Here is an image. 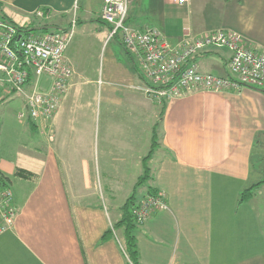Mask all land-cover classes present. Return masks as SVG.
<instances>
[{"label": "crops", "instance_id": "crops-1", "mask_svg": "<svg viewBox=\"0 0 264 264\" xmlns=\"http://www.w3.org/2000/svg\"><path fill=\"white\" fill-rule=\"evenodd\" d=\"M0 4L15 23L10 8L43 10L51 16L44 19L47 23L62 27L71 26L73 17L76 26L82 17L102 23L103 0ZM128 21L141 30L162 26L175 46L226 29L264 50V0H188L182 5L131 0ZM72 43L67 57L75 73L59 109L43 127L50 144L36 140L6 147L2 141L0 170L11 177L2 188L13 191L18 212L13 227L0 234V264L127 263L117 239L102 237L121 216L124 182L144 172L159 103L140 89L145 84L130 63L113 53L98 77L87 78L78 64L82 52H69ZM230 55L226 48H210L195 61L202 71L225 76ZM101 104L110 114L96 117ZM158 130L153 185L136 201L153 191L165 196L168 208L156 210L137 229L141 263L264 264V230L251 205L255 194L240 202L242 191L260 181L253 183L252 168L264 137V92L182 93L168 100ZM18 169L34 175H17Z\"/></svg>", "mask_w": 264, "mask_h": 264}, {"label": "built area", "instance_id": "built-area-1", "mask_svg": "<svg viewBox=\"0 0 264 264\" xmlns=\"http://www.w3.org/2000/svg\"><path fill=\"white\" fill-rule=\"evenodd\" d=\"M182 5L188 0H174ZM131 0H103L101 19L110 25L109 39L120 38L139 71L146 78L140 87L159 104L196 89L209 92L251 88L264 92V50H258L236 31L217 29L175 46L159 27L144 30L129 21ZM38 18L48 12L38 10ZM76 18L67 29L51 28L42 33L25 32L0 13V95L18 93L25 111L20 120L31 119L44 127L59 109L75 69L67 57L74 37ZM210 48H226L231 55L225 76L204 72L195 58ZM45 77L42 83L41 79ZM4 96H0L3 99ZM163 194L144 197L135 214L140 224L156 210H166ZM13 191L0 189V234L11 229L17 217ZM112 226V225H111ZM116 236V232H115ZM116 239L123 249L118 237ZM124 251V250H123Z\"/></svg>", "mask_w": 264, "mask_h": 264}, {"label": "rangeland", "instance_id": "rangeland-1", "mask_svg": "<svg viewBox=\"0 0 264 264\" xmlns=\"http://www.w3.org/2000/svg\"><path fill=\"white\" fill-rule=\"evenodd\" d=\"M10 11L12 12L14 20L20 26L38 27L46 23L44 19L38 18L36 13L24 12L17 9L15 10V8H10ZM81 20L82 21L78 23L74 29L75 34L72 39V48L69 52L74 51L75 53L77 49L82 52V55H79L78 64L82 65L81 67L85 69L84 74L88 72L87 78L98 77L100 72L107 68L110 53H113L115 58L117 56V58H120L124 62L130 63L129 55L128 53H125V49L121 44L120 38L109 39V29L105 24L100 23L97 20L90 22L87 17H82ZM160 27L163 30V27ZM34 32L42 33L44 30H34ZM45 79V77H42L41 82L43 83ZM23 111H25L24 99L18 93H12L9 97L0 100V150L3 140L5 141L6 147L11 146L15 142L19 145L22 144V146L29 141L35 144L36 140L38 142L43 141L44 144H50L47 128H43L39 123H37L38 128L34 129L30 125L29 121L19 120L17 118L18 113ZM95 112L96 117L110 114L102 104L99 107L97 105ZM115 113L117 116H124L117 111ZM97 143L98 141L94 145L95 148H98ZM159 155L160 151L157 150L152 160L149 162L148 165L151 167L149 177L137 189V197H140L146 193L150 187H152L153 177L155 174V163ZM14 156L15 155L11 154V158H14ZM142 172L143 169H141L140 173ZM138 174L133 173L124 182L119 196L120 204L134 194V186L136 183V176H138ZM252 176L253 183L259 180H264V137L260 146L257 147L253 157ZM255 192V196L253 197V200H251V205L256 213L261 227L264 230V184L256 188Z\"/></svg>", "mask_w": 264, "mask_h": 264}, {"label": "trees", "instance_id": "trees-1", "mask_svg": "<svg viewBox=\"0 0 264 264\" xmlns=\"http://www.w3.org/2000/svg\"><path fill=\"white\" fill-rule=\"evenodd\" d=\"M2 5L0 4V12L2 16L5 19H8L7 15L3 12ZM129 20V18H128ZM102 23H104L109 29L111 28L110 25L105 22L104 20H100ZM14 22V21H13ZM15 23V22H14ZM17 24V23H16ZM18 28L25 31V32H30L32 28L31 26H20L18 25ZM43 29H37V30H44L47 31L51 28L55 29H67V27H62L60 25H55L51 23H45ZM39 27V26H38ZM122 44V42H121ZM123 46V44H122ZM125 49V47L123 46ZM126 51V50H125ZM127 52V51H126ZM128 53V52H127ZM130 63H131V69L137 74L138 78L142 80L144 84H146L147 80L146 78L142 75V73L139 71L137 64L135 62V59L133 56L128 53ZM168 104V100H164L159 104V117L158 120L156 121L153 131H152V142H151V147L149 150V153L144 157V172L143 174L138 178V181L135 183L134 186V194L130 196L125 204L121 207V216L118 220L114 221L112 223V226H110L105 234L102 237V241L110 239V238H116L118 237L119 241L121 242L123 246L124 253L127 257V263L126 264H142L140 260V252H139V247H138V241H137V229L141 225L137 219V216L135 214V211L137 207L139 206V203L136 201L137 199V189L140 187V185L146 181L149 177L151 167L148 165V160L149 158L153 155V153L157 150V146L159 144V133H158V128L163 122L164 118V113L166 110V105ZM30 125L35 129L36 128V123L29 119ZM17 175H23L25 177H30L33 176L34 174L27 172L24 169H18ZM10 176L2 173L0 170V189L2 188L3 184H6V180H10ZM262 184H264V180L259 181L258 183L254 184L253 186L246 188L242 191L241 193V200L240 202H247L249 201L255 192V189L260 187ZM4 186V185H3ZM151 195H156L157 193L153 191H149ZM149 194V195H150ZM116 232V236H115Z\"/></svg>", "mask_w": 264, "mask_h": 264}, {"label": "water", "instance_id": "water-1", "mask_svg": "<svg viewBox=\"0 0 264 264\" xmlns=\"http://www.w3.org/2000/svg\"><path fill=\"white\" fill-rule=\"evenodd\" d=\"M43 28H44V26L34 27V28L31 29V31H34V30H37V29H43Z\"/></svg>", "mask_w": 264, "mask_h": 264}, {"label": "bare ground", "instance_id": "bare-ground-1", "mask_svg": "<svg viewBox=\"0 0 264 264\" xmlns=\"http://www.w3.org/2000/svg\"><path fill=\"white\" fill-rule=\"evenodd\" d=\"M227 68V67H226ZM15 199V198H14ZM15 201V200H14Z\"/></svg>", "mask_w": 264, "mask_h": 264}]
</instances>
